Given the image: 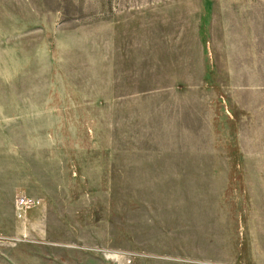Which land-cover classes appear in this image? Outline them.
<instances>
[{"label": "rangeland", "instance_id": "1", "mask_svg": "<svg viewBox=\"0 0 264 264\" xmlns=\"http://www.w3.org/2000/svg\"><path fill=\"white\" fill-rule=\"evenodd\" d=\"M0 264H264V0H0Z\"/></svg>", "mask_w": 264, "mask_h": 264}, {"label": "built area", "instance_id": "2", "mask_svg": "<svg viewBox=\"0 0 264 264\" xmlns=\"http://www.w3.org/2000/svg\"><path fill=\"white\" fill-rule=\"evenodd\" d=\"M20 202H21L22 205L29 204V200L27 198H21Z\"/></svg>", "mask_w": 264, "mask_h": 264}]
</instances>
